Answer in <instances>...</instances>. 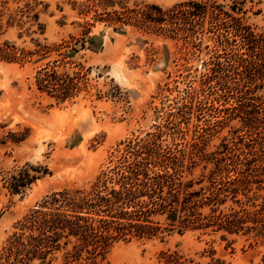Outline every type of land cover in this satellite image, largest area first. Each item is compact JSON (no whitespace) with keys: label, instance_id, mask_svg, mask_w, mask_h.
<instances>
[{"label":"trees","instance_id":"1","mask_svg":"<svg viewBox=\"0 0 264 264\" xmlns=\"http://www.w3.org/2000/svg\"><path fill=\"white\" fill-rule=\"evenodd\" d=\"M243 1L183 0L166 8L144 0L79 4V13L93 11L96 21L114 29L131 26L172 40L185 60L203 49L205 56L200 66L185 68L183 96L163 113V125L128 140L89 185L46 195L5 238L0 264H102L117 243L160 237L172 229L218 233L222 239L264 235V100L256 94L264 87V32L244 19ZM19 12L24 13L9 15L8 26ZM30 17L38 21V13ZM30 54L0 42L3 60L24 61ZM35 85L59 100L79 88L73 76L49 64L37 70ZM204 115L216 117L218 128L229 126L213 150L206 149ZM163 127L174 128L169 133L183 139L181 147H162ZM28 175L13 177L11 191L28 185ZM166 256L169 264H186L176 252Z\"/></svg>","mask_w":264,"mask_h":264},{"label":"rangeland","instance_id":"2","mask_svg":"<svg viewBox=\"0 0 264 264\" xmlns=\"http://www.w3.org/2000/svg\"><path fill=\"white\" fill-rule=\"evenodd\" d=\"M82 1L0 0V42L32 52L24 61L0 58V248L16 222L46 195L89 185L128 140L163 125V113L183 96L185 68L200 66L205 56L203 49L185 60L172 40L96 21L93 11L79 13ZM144 1L166 8L183 0ZM241 6L244 19L264 32V0H244ZM17 10L24 13L8 26ZM34 13L38 21L31 20ZM47 64L74 77L79 88L73 96L59 100L36 88V72ZM256 94L264 100V87ZM203 117L208 119L202 123L209 132L206 149L213 150L229 126L218 128L216 117ZM188 127L185 140L190 141L193 127ZM173 129L163 127L162 147L182 146L183 139L169 133ZM25 175L32 181L12 192L10 182ZM174 252L186 264L216 259L260 264L264 235L222 239L218 233L172 229L160 237L119 242L102 264H169L166 254Z\"/></svg>","mask_w":264,"mask_h":264}]
</instances>
